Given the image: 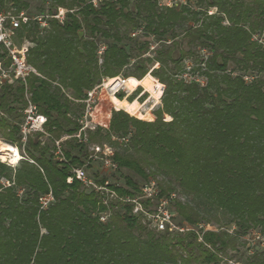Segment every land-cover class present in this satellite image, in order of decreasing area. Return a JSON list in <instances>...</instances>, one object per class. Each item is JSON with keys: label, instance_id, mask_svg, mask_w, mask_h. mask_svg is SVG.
<instances>
[{"label": "trees", "instance_id": "obj_1", "mask_svg": "<svg viewBox=\"0 0 264 264\" xmlns=\"http://www.w3.org/2000/svg\"><path fill=\"white\" fill-rule=\"evenodd\" d=\"M39 1V14L67 11L63 22L50 16L47 27L32 21L17 29L18 43H33L28 61L40 75H30L27 85L17 79L0 86V137L25 156L15 164L0 159V264H234L225 258L235 239L252 229L264 234V47L254 39L264 29V0H198L200 9L163 7L158 0L99 7L90 0ZM0 4L6 11L29 12L31 0ZM211 7L217 12L208 14ZM140 28L167 45L146 55L148 37H132ZM182 35L211 52L194 69L202 78L179 77L180 62L192 53L181 48ZM126 39L134 40L133 48ZM121 75L143 79L161 93L153 117L114 109L101 87L91 116L95 127L82 129L88 91ZM27 93L47 116L49 136L36 133L23 147ZM106 96L112 107L103 109ZM117 96L123 99L124 92ZM105 143L113 147L118 169L92 176L99 184L109 181L117 197L73 175V167L88 161L89 168L100 167L91 162L90 147ZM122 170L132 172L123 182L105 173ZM151 181L159 189L156 201L169 199L185 231L156 230L133 212L125 199L141 196ZM50 192L54 199L42 207L41 197ZM141 201L156 211V203ZM102 212L109 215L106 221ZM220 216L235 231L208 228ZM243 264H264V251L248 253Z\"/></svg>", "mask_w": 264, "mask_h": 264}, {"label": "built area", "instance_id": "obj_2", "mask_svg": "<svg viewBox=\"0 0 264 264\" xmlns=\"http://www.w3.org/2000/svg\"><path fill=\"white\" fill-rule=\"evenodd\" d=\"M120 0H90L95 7H99L100 5L106 2H118ZM131 2H135L137 0H130ZM160 6L163 7H183L190 6L192 7L189 0H158ZM193 8V7H192ZM67 10L63 7H59V10L56 14L53 15H43L39 13H29L25 10L17 12L15 9H10L8 11L4 10L0 4V86L6 83H13L15 80L19 79L25 85H27V78L32 74L40 75L37 69L28 61V53L30 47L33 45L27 39H24L21 43H18L16 40L17 29L23 26L24 24H30L32 21H37L40 24V27L44 28L48 26L47 18L52 16L59 19L61 22L65 19V12ZM215 11L212 9L208 10L209 14H213ZM142 29L134 31L132 33L133 37L139 36L142 33ZM254 39H256L263 47H264V29L254 34ZM153 48V47H152ZM105 46H101L99 53L102 54ZM151 55L150 53H148ZM190 67V66H188ZM185 76L188 79H192V77H187L188 72H185ZM249 77L246 76V79ZM125 77L116 76L104 79L103 82L97 85L95 88L91 89L87 93V97L85 99L86 107L84 111V116L80 120L83 124L82 129H86L88 127L94 128L95 123L91 119L94 105L97 103V89L103 88L108 95H117L120 92V89L123 85L126 84ZM204 83V80H201ZM140 86V85H138ZM138 86H135L136 88ZM109 96V97H110ZM26 98L28 100V105L24 110V117L20 123V129L22 133V144L23 147L26 145L29 137L35 135L36 133H44L45 137H48L49 134L45 129V124L47 123V116L40 113L38 111V107L31 101L30 94H26ZM112 100V99H111ZM113 102V101H112ZM113 104H115L113 102ZM115 106V105H114ZM3 114V112H1ZM80 136V133L77 134ZM68 137V136H66ZM64 137V138H66ZM63 138V139H64ZM56 140L57 150L55 154L57 156L62 155V151L60 149L61 140ZM16 146V145H15ZM18 147V146H16ZM92 154L90 155L91 162H99L101 164V168L109 171H116L118 169V163L114 160V149L109 144H94L91 147ZM19 149V147H18ZM20 150V149H19ZM22 153V152H21ZM27 156V154H25ZM21 158H25L24 154H21ZM64 157H61L63 159ZM19 160V159H18ZM8 162V161H6ZM10 164H15L8 162ZM17 163V162H16ZM89 161L83 165H86V169L88 167ZM73 175L78 178L80 181L84 183L85 186L89 188H93L96 191L106 192L112 197H117V193L114 190H111L108 187L109 181H105L104 184H99L95 181L92 175L85 170L82 166L73 167ZM73 176L68 178V182H71ZM159 193V189L155 181H151L149 183H145L142 186V195L134 198H126V201H130L133 203L134 208L133 212L137 214H144L147 212L149 215H152L154 218V228L156 230H179L185 231V226L180 225L175 222L174 217L175 213H173L169 208V199H160V202L156 203V211L150 212L148 208L143 204L141 199H150V201H156V197ZM54 199L52 192L47 195L41 197L42 207H47L48 204ZM153 201V202H154ZM162 212V214H161ZM108 213L102 212L100 215V219L102 221H106L108 218Z\"/></svg>", "mask_w": 264, "mask_h": 264}, {"label": "rangeland", "instance_id": "obj_3", "mask_svg": "<svg viewBox=\"0 0 264 264\" xmlns=\"http://www.w3.org/2000/svg\"><path fill=\"white\" fill-rule=\"evenodd\" d=\"M189 1H190L191 5L194 9H200L198 6V5H200L198 3V0H189ZM40 8H41V2L39 0H31V7L29 9L30 13H38V12H40ZM210 9L214 10L215 11L214 13L217 12V7H211ZM225 22L227 23V21H225ZM140 29H142V28H140ZM146 37H148V39L150 40V44H151L150 49L146 55H149L148 53L154 54L157 49H159L161 46H163V44L167 45V43H168L165 41L164 42L159 41L153 35L146 36L144 31H142V33H140L139 36H137L135 38L145 39ZM183 37L184 36L182 35V36H179L177 38L178 40H180L182 42L181 48L184 51L190 50V51H192V53L185 56L184 59L180 62V65L183 67V72H182V74L181 73L179 74V77H182V76L184 77L186 74L185 72L187 71L188 72L187 77L196 76V77L202 78V76L201 77L198 76V71H195L194 69L197 68L199 65H202L199 63L200 59L202 57H205L206 54H211V52L209 51V49L202 50V47L200 44H196V45H192V46L189 45L187 43V40L184 39ZM133 39H134V37H133ZM125 44H126V47L128 49H131L134 47V40L126 39ZM188 66H190V67H188ZM128 67L130 68V66H128ZM229 67L233 68L234 64L230 63ZM147 75L154 77L150 72ZM147 75H145V76H147ZM121 76L124 77L123 75H121ZM152 83L157 87L158 86L161 87V83L158 81V79L156 77H154L152 79ZM141 84H142V86H138ZM135 86H138V87L136 88ZM121 91L124 92V98L123 99H127L130 102V107L128 109H125V110L128 111L130 113V115H134L140 119L149 120L150 118L153 117L152 112L155 109H157V107L159 105H161V96H162L161 93L155 94L153 92V90H151L150 87H148L143 82V79L131 77L128 80V82L122 86V88L120 89V92ZM131 95H134V99L132 101H130ZM115 96L117 97V95H115ZM110 98H111V96H110ZM117 98H119V97H117ZM109 101L110 100H108L107 96L104 97V99L101 101L103 109H107V108L112 107V104ZM114 107H115L114 109H120V108H116V105ZM122 109H124V108H122ZM15 119H18V117ZM165 119L169 120V119H171V116L166 114ZM0 139L3 140L1 137H0ZM44 139H47V138L44 137ZM20 153H21V151H20ZM0 159L2 161H8L11 163H16V162L12 161L11 156H7L6 159H4L0 155ZM81 166L85 168V170L89 173V175H92L96 172L102 173V170L104 171V169H102L101 166L100 167L96 166V168L87 167V169H86V165H81ZM105 173H107L106 175L111 181H112V179H116L115 181L123 182V181H125L124 174H126V173L130 174L132 172H129L127 170H122V171L116 172V173H108L107 171H105ZM159 179L163 180L164 177L159 176ZM174 186L176 187L175 188L176 196L179 197L180 199H182L183 201H186L188 199V197H186L185 194L183 192H181L180 189L177 188L176 185H174ZM154 203H157V201H154ZM144 214H145L146 220L150 221L149 225L151 227H154L153 221H154L155 217L152 218V215H149L147 212H144ZM161 214H162V212H161ZM220 225H222V226H220ZM220 227H222V229H228L231 232L235 231V229H236L235 227L226 226L225 218H223L221 216L218 218L213 217L208 228H220ZM235 242H236V248L228 249V252H227L226 258H225V260L228 259L229 262L234 263V264H243V261L245 260V257L247 256V254L253 252L254 250L264 251V234L261 233L258 229H252L247 234L237 237L235 239Z\"/></svg>", "mask_w": 264, "mask_h": 264}, {"label": "bare ground", "instance_id": "obj_4", "mask_svg": "<svg viewBox=\"0 0 264 264\" xmlns=\"http://www.w3.org/2000/svg\"><path fill=\"white\" fill-rule=\"evenodd\" d=\"M130 78L131 77H128L126 79V83L128 82V80ZM117 97L115 95H111V99L113 100V102L115 103L117 108L128 109L130 107V102L127 99H119ZM0 155L4 159H6L7 156H11L13 162H18L20 160V157H21V153H20L18 147H15L13 144L5 142L1 139H0Z\"/></svg>", "mask_w": 264, "mask_h": 264}, {"label": "crops", "instance_id": "obj_5", "mask_svg": "<svg viewBox=\"0 0 264 264\" xmlns=\"http://www.w3.org/2000/svg\"><path fill=\"white\" fill-rule=\"evenodd\" d=\"M141 86H142V84H141ZM144 86V85H143ZM117 108V107H116Z\"/></svg>", "mask_w": 264, "mask_h": 264}]
</instances>
